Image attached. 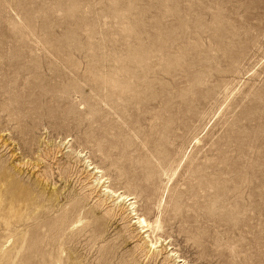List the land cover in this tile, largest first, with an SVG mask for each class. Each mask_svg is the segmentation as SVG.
<instances>
[{
  "label": "rangeland",
  "instance_id": "374dc122",
  "mask_svg": "<svg viewBox=\"0 0 264 264\" xmlns=\"http://www.w3.org/2000/svg\"><path fill=\"white\" fill-rule=\"evenodd\" d=\"M0 264H264V0H0Z\"/></svg>",
  "mask_w": 264,
  "mask_h": 264
},
{
  "label": "bare ground",
  "instance_id": "6f19581e",
  "mask_svg": "<svg viewBox=\"0 0 264 264\" xmlns=\"http://www.w3.org/2000/svg\"><path fill=\"white\" fill-rule=\"evenodd\" d=\"M5 143V142H4ZM90 170H94V174H101V171L100 170H98L97 168H91ZM98 177V176H97ZM102 179V178H101ZM95 180V179H94ZM102 183V186H103V184H105V181H102L101 182ZM107 183V182H106ZM99 184V183H98ZM101 190V189H100ZM103 194L105 193V194H108V196L110 195L111 197H115L119 202H121V201H124V202H130L129 203V205L132 207V205L134 204V202H132L131 203V201H132V198L130 197V196H125V195H123V194H121V193H117V192H113V191H111V190H109L108 189V186H103ZM104 196V195H103ZM114 201V200H113ZM13 202V201H12ZM118 202V203H119ZM122 203V202H121ZM120 204V203H119ZM124 206V205H123ZM132 211H133V208H132ZM133 214V216H134V224H136L137 225V227L139 228V229H141V233L142 234H144L143 236L144 237H142V238H146V239H148V237H149V235L147 234L150 230H151V224L145 219V218H141V217H139V216H137V214L136 213H134V212H132ZM145 239V240H146ZM154 246V244L153 243H151L150 244V247H153ZM151 249V248H150ZM153 250V249H152ZM146 254H147V252H146ZM179 262V261H178ZM177 262V263H178Z\"/></svg>",
  "mask_w": 264,
  "mask_h": 264
}]
</instances>
